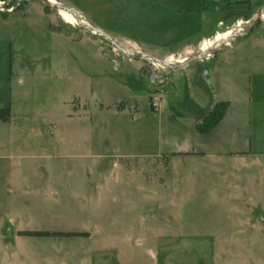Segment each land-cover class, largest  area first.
Instances as JSON below:
<instances>
[{
  "label": "rangeland",
  "instance_id": "374dc122",
  "mask_svg": "<svg viewBox=\"0 0 264 264\" xmlns=\"http://www.w3.org/2000/svg\"><path fill=\"white\" fill-rule=\"evenodd\" d=\"M0 2V264H264V0Z\"/></svg>",
  "mask_w": 264,
  "mask_h": 264
},
{
  "label": "water",
  "instance_id": "95a60500",
  "mask_svg": "<svg viewBox=\"0 0 264 264\" xmlns=\"http://www.w3.org/2000/svg\"><path fill=\"white\" fill-rule=\"evenodd\" d=\"M46 4L49 6V7H52V8H55V9H57V10H59V11H65V12H68V13H70L71 15H73V16H75V14L71 11V10H69V9H67V8H64V7H62V6H60V5H57V4H53L51 1H49V0H46ZM263 17V14L262 13H260V14H258L253 20H251L250 22H249V27H251L253 24H255L259 19H261ZM76 19V18H75ZM77 20V22H79L80 24H83V21L81 20V17L80 16H78V19H76ZM92 31H94L95 33H98V34H103V32H97L96 30H93L92 29ZM109 40H111L112 42H114L111 38H109V37H107ZM230 39V38H229ZM229 39L228 40H226V41H223V42H221L220 44L221 45H224V44H227L228 43V41H229ZM115 43V42H114ZM219 44V45H220ZM116 47L118 48V49H121V51H123L124 53H126V54H128V55H130V56H134V57H143V58H146V59H151V60H153V61H155V62H157L159 65H161V66H164V67H166V68H169L170 67V65L169 64H167V62H160V61H158L156 58H154L153 56H150V55H148V54H141V53H135V54H133V53H131V52H129V51H124L119 45H116ZM204 54H203V56H200V57H198V58H195V59H190V60H185V62H183L182 64H180L178 67L180 68V67H183V66H186V65H188L190 62H193V61H196V60H203L204 58H206V56H208V54H210L209 53V50H206L205 52H203ZM154 79H155V77L153 76L152 77V82L154 83Z\"/></svg>",
  "mask_w": 264,
  "mask_h": 264
},
{
  "label": "trees",
  "instance_id": "16d2710c",
  "mask_svg": "<svg viewBox=\"0 0 264 264\" xmlns=\"http://www.w3.org/2000/svg\"><path fill=\"white\" fill-rule=\"evenodd\" d=\"M221 105L225 106L226 104L223 103ZM8 116H10V109L0 110V120L7 122L8 121ZM223 116H224V114L212 119L211 123L209 124V126L205 130H203V129L200 130L201 133L202 134H206V133L211 132L213 129H215L218 126V124L222 121ZM24 235L31 236V237H64V238L84 237L83 234H75V233L50 234L48 232H30V233H26Z\"/></svg>",
  "mask_w": 264,
  "mask_h": 264
},
{
  "label": "bare ground",
  "instance_id": "6f19581e",
  "mask_svg": "<svg viewBox=\"0 0 264 264\" xmlns=\"http://www.w3.org/2000/svg\"><path fill=\"white\" fill-rule=\"evenodd\" d=\"M53 4H55L54 3V1H51ZM2 3H0V5H1ZM63 12H65V11H63ZM65 13H67V14H69V15H67V14H61V17H62V19L67 23V24H72L73 23V20L77 23V20L75 19V17L73 16V15H71L70 13H68V12H65ZM263 19H264V15H263V17H262ZM235 33V32H234ZM233 35V32L231 31H229L227 34H225V35H222V36H220V37H217L216 38V40H214V43H212L211 44V42L210 43H208V42H206L204 45H203V48H202V51L204 50V51H206V50H211L212 48H214V46H215V44H217V43H221V42H223V41H226V40H228L231 36ZM220 39V40H219ZM210 61V60H209ZM182 62H184V60L183 61H180V63H182Z\"/></svg>",
  "mask_w": 264,
  "mask_h": 264
},
{
  "label": "crops",
  "instance_id": "0c3cea01",
  "mask_svg": "<svg viewBox=\"0 0 264 264\" xmlns=\"http://www.w3.org/2000/svg\"><path fill=\"white\" fill-rule=\"evenodd\" d=\"M49 1H54L55 4H57V5H61V4H63V1H64V0H49ZM222 1H227V2H228V0H222ZM231 1H233V0H229L230 3H231ZM249 1L253 2V0H249ZM260 13H262V14L264 15V11H263V10L256 11V13H254V16H253V18H252L251 20H253V19H254L258 14H260ZM12 14H15V12H14V13H11V14H8V15H4V18L1 17V15H3V14H0V21H2L3 23H5L6 21H9V19H10V15H12ZM251 20H250V21H251ZM227 44H228V43H227ZM6 109H8V108H6ZM6 109H5V110H6ZM224 118H225V117H224ZM223 120H224V119H223ZM221 122H222V121H221ZM221 122H220V123H221ZM220 123H219V124H220ZM219 124H218V125H219ZM213 130H214V129H213ZM213 130H212V131H213ZM204 154H206V153H204ZM222 155H223V154H222ZM204 157L206 158L207 156L204 155ZM223 158H224V155H223ZM220 159H221V158H219V157L216 158L217 161H219Z\"/></svg>",
  "mask_w": 264,
  "mask_h": 264
},
{
  "label": "built area",
  "instance_id": "2783aa9c",
  "mask_svg": "<svg viewBox=\"0 0 264 264\" xmlns=\"http://www.w3.org/2000/svg\"><path fill=\"white\" fill-rule=\"evenodd\" d=\"M2 4H3V3H2ZM2 4H1V5H2ZM0 10H1V12H4V11H5V9H4V8H2V7H1V9H0ZM7 11H8V12H11L12 10H7Z\"/></svg>",
  "mask_w": 264,
  "mask_h": 264
},
{
  "label": "flooded vegetation",
  "instance_id": "af4514ba",
  "mask_svg": "<svg viewBox=\"0 0 264 264\" xmlns=\"http://www.w3.org/2000/svg\"><path fill=\"white\" fill-rule=\"evenodd\" d=\"M1 3V2H0ZM69 15V14H68ZM70 16V15H69Z\"/></svg>",
  "mask_w": 264,
  "mask_h": 264
}]
</instances>
